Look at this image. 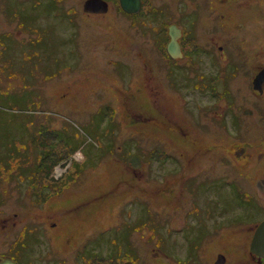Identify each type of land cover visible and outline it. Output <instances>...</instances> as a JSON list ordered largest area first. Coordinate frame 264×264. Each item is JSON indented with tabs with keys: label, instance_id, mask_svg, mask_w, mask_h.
I'll return each instance as SVG.
<instances>
[{
	"label": "rangeland",
	"instance_id": "obj_1",
	"mask_svg": "<svg viewBox=\"0 0 264 264\" xmlns=\"http://www.w3.org/2000/svg\"><path fill=\"white\" fill-rule=\"evenodd\" d=\"M237 1L224 8L235 14L226 22L236 35L227 41L232 58L217 52L229 34L216 10L181 3L196 12L192 28L203 46L213 47L207 59L238 62L229 95L236 107L224 132L215 112L195 119L200 139L215 148L171 192L159 193L184 173L175 150H195L177 146L163 160L161 141L170 143L156 133L158 114L130 127L118 93L139 91L152 113L154 104L180 112L169 82L183 92V72H168L151 34L113 7L86 14L84 0H0V252L18 248L20 264H213L217 253L226 255L224 264L252 263L249 231L264 219V201L253 192L264 178V98L252 95L247 81L264 64V0H253L250 11ZM174 10L181 18L184 11ZM135 47L152 58L151 72L141 69ZM207 65L199 70L214 76L217 61ZM238 106L254 114L240 115ZM133 155L145 165L143 176L129 166ZM52 180L58 183L47 185Z\"/></svg>",
	"mask_w": 264,
	"mask_h": 264
},
{
	"label": "flooded vegetation",
	"instance_id": "obj_2",
	"mask_svg": "<svg viewBox=\"0 0 264 264\" xmlns=\"http://www.w3.org/2000/svg\"><path fill=\"white\" fill-rule=\"evenodd\" d=\"M175 1V0H174ZM184 0H176L175 3L169 2H157V0H123L121 3L120 0H107L108 2V13L113 7V10H117L120 14H122L126 20L130 22V26L134 28H140L142 31L149 32L151 34V38L153 41L154 53H156L161 59H164L165 65L169 68V71L172 75L178 69L183 72V78L186 83L185 89L183 92L179 88L175 87L174 82H169L170 88H174L179 97V102L181 106L180 112L172 109L166 108H157V111L153 113L147 110V102L142 94L138 91H125L120 92L119 88L116 85L111 84L110 88H113L117 91L118 97L120 98V109L122 110L123 114L130 120L132 128L137 126H144L145 121H148V118L154 117V113L158 114L156 120V127L155 129L159 128L156 133L159 136H163L166 138V142L170 145L174 144L175 146L173 149L170 145L166 143H161L164 145V149L158 150L162 155L163 160L168 159L169 153L175 150L177 146L179 147H187L193 148V154H189L185 156L183 151L175 150L176 157L180 160V163L183 168V174L180 177H176L172 182L167 183L164 187V190L160 191L159 193L166 191L171 192L172 188L174 187L175 183L178 180H183L188 178L189 171L196 167L197 164L201 163L206 157L205 155L214 149L215 147L207 146L203 143V141L198 136L199 130L195 127V119L200 116H206L209 112H215V119L219 123L222 131L224 132L223 122L225 119L232 115L235 109H232V106L236 107L232 101L229 100V95H231V86L230 83L238 76V71L240 66L237 64L238 62L229 63V65L222 63L223 60L219 61L216 57L214 59H207L209 56H213L212 48H205L201 43L200 37L194 32L192 25L198 24V18L195 16L196 12H187L184 11L181 7V3ZM205 5H201L198 0H193L194 8L200 10L203 8L204 10L207 9L208 11L216 10V16H218L219 20V27L223 29V32H228V36H224V40L222 44L217 43L216 49L220 55H228V57H233L231 55V51L227 50V41L230 38H235L236 35L234 31H229L226 27V22H228L232 17L235 16L233 13H226L224 12V8L231 3L235 5V3H239L240 1H233V0H203ZM248 2L250 11L255 2L253 0H242ZM203 2V3H204ZM218 5L215 7V5ZM165 6V7H164ZM176 9L183 10V15L181 18L175 16ZM234 11H240L235 6L232 8ZM1 37V35H0ZM245 40L246 37L244 38ZM245 46V45H244ZM132 53L134 58L138 59V63L140 64L141 69L146 72H151L150 69H153L154 65L152 62V58L149 56H144L143 51L139 47H135L132 49ZM219 55V56H220ZM207 59V60H206ZM218 63V67H213L214 76L208 75L207 72H201V68L204 66H208L207 64L211 63ZM130 67V66H129ZM192 69V70H191ZM193 69L195 71L193 72ZM191 70V72H189ZM204 71V70H203ZM12 75L13 78L11 81V87L8 91L4 94H11L13 91V86L16 83V78L14 77L15 72ZM191 78H197L192 83H188V80ZM248 88L252 95L256 97L264 98V64H258L255 68L250 72L248 75ZM209 95L210 99L208 101L200 102L199 98L197 97H187L188 95ZM1 94V90H0ZM1 100V97H0ZM142 103V104H141ZM245 109V106H238L237 112L240 115L242 111ZM193 111V114H192ZM254 114L247 110L244 112V115L252 116ZM243 115V116H244ZM246 117V116H245ZM141 133V132H139ZM241 142L240 140H238ZM236 146L238 149L236 150ZM235 146V155H242V149L239 144ZM182 150V149H181ZM220 157H225V151L218 152ZM168 157V158H167ZM172 157V154H170ZM158 159V162L163 161ZM149 162V161H148ZM147 162V164H148ZM137 168L133 169V174H141L143 176L145 173V165L141 162L137 164ZM83 171V170H82ZM81 170H77L74 181L78 180L79 176L82 173ZM54 181H51L49 186H51ZM253 192L254 196L257 200L262 201L255 190L254 183H253ZM252 198L251 195L247 198V200ZM94 200V199H92ZM254 230V228H253ZM253 230L249 231V233L253 234ZM252 236V235H251ZM251 236L249 237L251 240ZM250 244V241H249ZM12 250V253L9 251L0 252V255L3 257L10 256L13 260L16 259V255L18 254V248L9 249ZM14 250V252H13ZM16 253V254H15ZM248 253L249 252V245H248ZM15 254V255H14ZM93 254V253H92ZM220 253H217L218 256ZM250 259L252 261L251 264H264V258H260L256 255L249 254ZM224 256H226L224 254ZM227 259V257H225ZM225 259L223 260L225 263ZM17 262V260H15ZM217 264V259L215 261ZM223 263V264H224ZM212 264V263H211ZM214 264V263H213Z\"/></svg>",
	"mask_w": 264,
	"mask_h": 264
},
{
	"label": "water",
	"instance_id": "obj_3",
	"mask_svg": "<svg viewBox=\"0 0 264 264\" xmlns=\"http://www.w3.org/2000/svg\"><path fill=\"white\" fill-rule=\"evenodd\" d=\"M122 3L123 0H120ZM82 10L87 14H98L105 13L108 10V4L105 0H84L82 4ZM133 167L137 165L132 164ZM255 188L260 198L264 199V179L260 178L255 181ZM249 250L251 253L264 257V219L260 221L254 230L251 238ZM224 257L219 255L217 263H223ZM0 264H16L9 258L0 261ZM129 264V263H125Z\"/></svg>",
	"mask_w": 264,
	"mask_h": 264
},
{
	"label": "trees",
	"instance_id": "obj_4",
	"mask_svg": "<svg viewBox=\"0 0 264 264\" xmlns=\"http://www.w3.org/2000/svg\"><path fill=\"white\" fill-rule=\"evenodd\" d=\"M57 1H63V0H57ZM28 256H30L29 253H28Z\"/></svg>",
	"mask_w": 264,
	"mask_h": 264
},
{
	"label": "bare ground",
	"instance_id": "obj_5",
	"mask_svg": "<svg viewBox=\"0 0 264 264\" xmlns=\"http://www.w3.org/2000/svg\"><path fill=\"white\" fill-rule=\"evenodd\" d=\"M78 157H80V155H78Z\"/></svg>",
	"mask_w": 264,
	"mask_h": 264
}]
</instances>
